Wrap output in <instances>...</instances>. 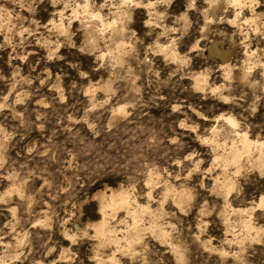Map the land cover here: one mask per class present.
Wrapping results in <instances>:
<instances>
[{
    "label": "rangeland",
    "instance_id": "1",
    "mask_svg": "<svg viewBox=\"0 0 264 264\" xmlns=\"http://www.w3.org/2000/svg\"><path fill=\"white\" fill-rule=\"evenodd\" d=\"M0 264H264V0H0Z\"/></svg>",
    "mask_w": 264,
    "mask_h": 264
}]
</instances>
